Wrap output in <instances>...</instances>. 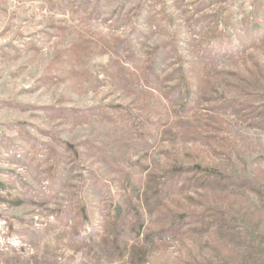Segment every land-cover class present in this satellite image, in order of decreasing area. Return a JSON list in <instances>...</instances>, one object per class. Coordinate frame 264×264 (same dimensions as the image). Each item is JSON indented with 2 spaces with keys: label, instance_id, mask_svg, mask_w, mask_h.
Segmentation results:
<instances>
[{
  "label": "rangeland",
  "instance_id": "obj_1",
  "mask_svg": "<svg viewBox=\"0 0 264 264\" xmlns=\"http://www.w3.org/2000/svg\"><path fill=\"white\" fill-rule=\"evenodd\" d=\"M0 264H264V0H0Z\"/></svg>",
  "mask_w": 264,
  "mask_h": 264
},
{
  "label": "trees",
  "instance_id": "obj_2",
  "mask_svg": "<svg viewBox=\"0 0 264 264\" xmlns=\"http://www.w3.org/2000/svg\"><path fill=\"white\" fill-rule=\"evenodd\" d=\"M257 25H256V22L255 23H253L252 25H250V26H246V30L247 29H249V31L251 32V31H253V32H256L257 31ZM247 33H249V32H247ZM224 37H228V38H230V37H232L231 36V34L230 33H228V34H225V36Z\"/></svg>",
  "mask_w": 264,
  "mask_h": 264
}]
</instances>
